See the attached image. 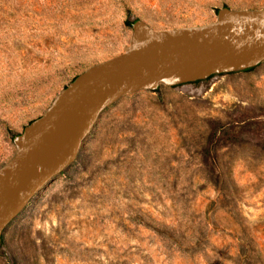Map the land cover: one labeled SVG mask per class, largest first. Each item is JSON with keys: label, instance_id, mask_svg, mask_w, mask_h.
Returning a JSON list of instances; mask_svg holds the SVG:
<instances>
[{"label": "rangeland", "instance_id": "rangeland-1", "mask_svg": "<svg viewBox=\"0 0 264 264\" xmlns=\"http://www.w3.org/2000/svg\"><path fill=\"white\" fill-rule=\"evenodd\" d=\"M264 0H0V167L13 138L131 25ZM0 264H264V62L123 96L9 224Z\"/></svg>", "mask_w": 264, "mask_h": 264}, {"label": "water", "instance_id": "water-1", "mask_svg": "<svg viewBox=\"0 0 264 264\" xmlns=\"http://www.w3.org/2000/svg\"><path fill=\"white\" fill-rule=\"evenodd\" d=\"M126 49L80 73L13 138L0 167V241L9 224L73 164L100 114L123 96L245 71L264 62V7L220 8L215 20L157 29L131 24Z\"/></svg>", "mask_w": 264, "mask_h": 264}, {"label": "trees", "instance_id": "trees-1", "mask_svg": "<svg viewBox=\"0 0 264 264\" xmlns=\"http://www.w3.org/2000/svg\"><path fill=\"white\" fill-rule=\"evenodd\" d=\"M137 20V19H136ZM127 24L128 25H131L132 24V22H130V21H127ZM251 69H253V68H250V69H248V70H251ZM198 82V81H197Z\"/></svg>", "mask_w": 264, "mask_h": 264}]
</instances>
